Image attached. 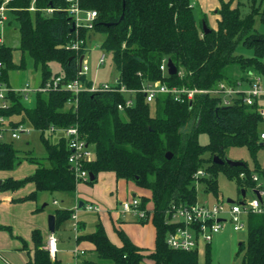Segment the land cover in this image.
Returning <instances> with one entry per match:
<instances>
[{
	"label": "trees",
	"instance_id": "16d2710c",
	"mask_svg": "<svg viewBox=\"0 0 264 264\" xmlns=\"http://www.w3.org/2000/svg\"><path fill=\"white\" fill-rule=\"evenodd\" d=\"M3 2L0 0V6ZM31 2L5 3V13L17 22L19 32L18 45L12 47L1 41L0 29V81L7 85L10 70L25 68L27 53L40 69V85L61 76L63 81L78 78L90 86V79L78 76L79 58L85 52L90 30L103 35L100 47L111 53L118 81L127 88L140 89L155 80L168 86L210 88L220 81L235 84L249 72L264 76V32L254 28L256 15L264 23V0H251L247 14L241 13L240 1L232 6L233 0H219L216 28L208 26L204 14L201 18L195 16L191 0H78L82 9L95 10L97 14L91 29H79L84 43L78 50L66 47L76 34L66 10L68 2L35 0V10H29ZM238 45L252 49V55L237 53ZM14 48L21 52L18 63L13 60ZM164 59L174 63L175 74L160 70ZM52 61L59 64L58 71L51 70ZM72 97L66 90L37 91L31 94L30 105L20 93H7L9 106L0 109V116L12 127L27 122L39 130L46 154L43 161L29 156L36 165L33 173L23 178H4L0 191H16L32 183L30 193L15 199L20 202L35 199L39 192L74 193L79 180L69 168L67 139L62 135L52 141L51 136L59 129L75 126L94 152L93 158L83 164L94 179L85 181L92 184L100 172L110 171L117 178L148 189L151 197H141L140 207L147 208V203H152L151 222L156 230L154 248L147 252L120 229L117 233L121 245L114 244L102 223L97 222L92 232L76 238L94 245L96 259H87L84 264H140L145 257L151 264H200L197 250H180L166 244L168 233L179 226L167 222V211L172 205L196 203L197 182L205 192L217 197L220 172L236 181L241 195L242 190L246 193L256 186L253 173L264 181V161L261 163L258 156L260 151L264 153V144L259 140L262 122L254 107L237 99L231 105H219L216 98L207 95L177 102L163 94L147 102L142 92H136L133 104L119 109L118 104L127 98L125 94L86 90L79 92L76 105L67 106ZM200 134H206V143L199 141ZM231 147L246 148L252 166L242 159L238 160L243 165L238 166L213 161L214 156L224 159ZM19 163L12 141L0 140V171L12 170ZM198 170L203 175L195 179ZM242 172L244 178L239 177ZM72 213L66 208L55 209V230ZM246 223V240L238 244L236 256H241L240 264H264V212H250ZM31 239L34 250L30 264H61L51 258L39 229L32 230ZM210 248L211 243L206 244L202 264H211Z\"/></svg>",
	"mask_w": 264,
	"mask_h": 264
},
{
	"label": "built area",
	"instance_id": "2783aa9c",
	"mask_svg": "<svg viewBox=\"0 0 264 264\" xmlns=\"http://www.w3.org/2000/svg\"><path fill=\"white\" fill-rule=\"evenodd\" d=\"M4 0L0 6V26L6 18ZM34 1L32 0L29 10H35ZM68 7L66 8L68 14L73 20L74 30H76L75 37L67 43V48L78 50L84 43L80 38L78 31L81 27L91 29L93 27V20L96 17L95 10H84L79 6L78 0H66ZM47 12H52V8H47ZM105 60V54H102L97 61V65H102ZM1 66V64H0ZM160 70L163 73H168L167 60H162ZM89 71V66L85 63H80L78 76H86ZM48 90H66L73 96L68 99L67 106L76 105L77 95L81 91L89 92H119L126 95V100L122 104H118L119 109L131 106L133 104V95L136 92H142L147 102L153 101L158 95H170L177 102L192 101L197 95H207L218 100L219 105H231L236 99L240 100L246 106H253L255 111L261 118L262 127L259 132V140L264 144V76L249 72L244 79L237 80L235 84L227 81H220L214 87H187V86H168L165 82L155 80L145 84L140 89L127 88L125 85L120 84L116 77L114 83H94L91 81L90 86H85L78 78L71 81H63L61 76L47 81L44 85L30 87L28 84L25 86L12 88L5 82L0 81V109H6L9 102L6 95L10 91L18 92L22 95L25 102H29L31 94L37 91L43 92ZM52 129V128H51ZM30 128L25 124H18L17 126L8 125L5 118L0 116V140H5L7 133L10 138H18L20 133L29 132ZM57 131L63 133L67 139L70 153L68 156V164L71 171L77 180H88L89 172L83 168L86 161H90L94 152L88 143L79 135L78 129L75 126L62 128ZM264 172V167H263ZM203 175L202 170H198L195 174V179ZM244 178L245 174L242 172L239 175ZM252 180L256 183L252 192V197L246 199V194L241 197L238 202H224L216 201L212 204L194 203L191 205H172L167 211L168 220L170 223H177L179 226L175 231L168 233L166 237V244L169 247L180 250H198L200 246H205L211 243L213 237L222 231L229 222L234 231L246 229L247 215L250 212L263 213L264 212V181L257 173L251 175ZM121 209L131 211L139 220L151 219V212L147 208L140 207V200L136 197H131L121 202ZM87 210H98L94 205H87ZM73 219V227L77 231L76 213L71 215ZM45 248L51 255L56 251V237L50 233L47 237ZM74 254L83 253L82 250L75 249Z\"/></svg>",
	"mask_w": 264,
	"mask_h": 264
},
{
	"label": "rangeland",
	"instance_id": "374dc122",
	"mask_svg": "<svg viewBox=\"0 0 264 264\" xmlns=\"http://www.w3.org/2000/svg\"><path fill=\"white\" fill-rule=\"evenodd\" d=\"M226 1V0H224ZM241 3L240 10L242 14L249 13L251 9V0H238ZM219 4V0H217ZM237 2V1H236ZM216 10L210 9L205 12L201 11V8L197 5L194 8L195 16L197 18H201V15L204 14L206 16L207 24L209 27H216V22L214 17L216 16ZM8 21L4 22L1 26V36L6 44L11 45L12 47H16L15 45L19 40V32H18V24L16 21L12 20V18L7 14ZM214 23V24H213ZM254 28L259 32H264V23L260 21L259 15L255 16ZM103 39V35L101 33L94 32L90 30L88 32V36L86 39V47L85 52L83 54L82 63H85L89 66V71L86 73V77L89 78L94 83H114L115 79L118 75V72L114 66L112 61L111 53L103 50L100 47V43ZM237 53H241L245 56L252 55V49L245 48L241 45L237 46ZM102 54H105V60L102 65H97V61ZM21 52L19 49H13V60L15 63L20 62ZM25 68L24 69H13L8 72V78L11 85L16 87L25 86L28 84L30 87H36L39 85L41 77H40V69L39 67L34 66V61L29 54H25ZM50 68L53 72L59 70V64L55 61L49 63ZM15 87V88H16ZM28 104H32V100L28 102ZM67 108V106L65 107ZM14 119H18V117H14ZM25 126L29 127V132L20 133L18 138H10L9 134L6 135V140L12 141L14 147L18 150V155L20 158V163L17 164L12 170L9 171H0V175L2 176H13L14 178H23L31 173H33L36 165L31 162L28 157L33 156L43 161V157L45 156V147L40 139V131L34 129L29 123H25ZM63 133L60 131H55L52 134L51 140L56 141ZM199 141L201 143L207 142L206 134H200ZM91 147V146H90ZM259 161L263 163L264 153L263 151L259 152ZM226 157L233 160L242 159L246 161L249 166H252V159L244 147H231L226 150ZM46 163V162H45ZM100 180L98 178L97 181L92 184L87 183L84 180H81L77 183L76 190H85L92 189L94 194H100L99 188ZM28 184V183H27ZM24 185L20 188V194L27 193L29 191V185ZM197 192V202L208 204H212L216 201H224L227 199L233 200V202H238L241 199V194H239L238 186L236 181L233 178L228 177L226 174L220 172L217 175V189L218 195L217 197L211 193H207L203 190L202 184H196ZM83 192V191H82ZM49 193V192H48ZM46 193V194H48ZM252 197V192L250 189H247L246 199ZM52 197H48L44 202L47 203V206H44L45 210L53 208L54 206L51 203ZM43 201H40L39 197L36 201H32L28 203V205L33 206L37 205L38 207H42L44 204ZM27 206V205H25ZM25 208V207H24ZM78 218L84 222V230L85 232L90 231L95 223L99 220L102 223H109L110 218L108 212H96V211H86L84 208H77ZM148 224H153L151 219H149ZM146 223V222H144ZM104 226V225H103ZM114 228L116 236L120 239L117 233V226ZM4 228V227H0ZM9 227L4 228L7 233H9ZM59 229V228H58ZM58 233L62 235L64 246L72 247L74 245L72 241V231H71V222L70 220L65 221L64 227L57 230ZM126 234V232L124 231ZM10 234V233H9ZM127 235V234H126ZM247 230L242 229L239 231H234L232 229V225L229 222H226V225L222 231L216 234L211 242L210 248V261L211 264H240L241 256H236V251L238 248V244L242 241L246 240ZM73 243V244H72ZM3 254V253H2ZM96 259V257H95ZM205 259V249L200 246L198 249V260L199 263L202 264Z\"/></svg>",
	"mask_w": 264,
	"mask_h": 264
},
{
	"label": "crops",
	"instance_id": "0c3cea01",
	"mask_svg": "<svg viewBox=\"0 0 264 264\" xmlns=\"http://www.w3.org/2000/svg\"><path fill=\"white\" fill-rule=\"evenodd\" d=\"M236 1L238 0H233L232 6H235ZM191 2L194 8L198 5L202 12L210 9L216 10L214 19L217 26V20L219 19V15L217 14L219 4L217 0H191ZM5 15L6 18L3 23L8 21L7 13H5ZM1 41L4 42L2 36ZM17 45L18 43L15 46ZM8 85L12 88L16 87L11 85L9 78ZM6 177L8 176L0 175V180L2 181ZM98 178L100 180V194H94L92 189L76 190L74 193L39 192L35 199L20 202L15 201V199L30 193L34 188L32 183L27 184H30L27 193L20 194V189L16 191H0V227H11L8 229L10 234L3 230L4 228H0V264H30L29 260L34 250L31 232L33 229H39L43 235L45 245L47 237L51 233L47 227V216L53 214L54 210L57 208L73 210V212L76 213L78 227L75 232L73 219H68L71 222L72 241L74 243L72 247H65L62 235L57 232V230L64 227L65 222L60 225L59 229L54 230L53 234L56 237V251L54 255L50 254L51 258L60 260L61 264H84V261L87 259H95L96 255L93 251L94 245L87 240H76L79 234L92 232L97 222L102 223V221L99 220L90 231H83L85 228L84 222L78 218V210L75 209V206L77 208H84L86 211H95L85 208L89 204L98 207L97 213L108 212L110 222L107 224L104 222L102 225H104L103 227L107 236L114 244L118 246L121 245V240L116 236L114 231V228H116L115 226H117V229L126 232L129 239L135 245L146 249L147 252L152 251L156 236L154 225L151 223L148 224L147 221L149 219L146 223H141L137 216L131 211L124 212L120 205L123 200L131 197H136L139 200L141 197L150 198L151 192L148 189L137 186L133 181L117 178L115 174L110 171L100 172L97 175L96 181ZM245 194L246 193H244V195ZM50 196L52 197L51 203L54 207L46 211L44 206H47V203L44 201ZM38 197L40 201L44 202L42 207L28 205V203L36 201ZM146 207L147 210L150 211L152 203L149 201ZM22 239L25 240L24 246L22 244ZM203 248L205 249L206 245ZM75 249L82 250L83 253L74 254L73 251ZM151 263L148 257H145L140 262V264Z\"/></svg>",
	"mask_w": 264,
	"mask_h": 264
},
{
	"label": "water",
	"instance_id": "95a60500",
	"mask_svg": "<svg viewBox=\"0 0 264 264\" xmlns=\"http://www.w3.org/2000/svg\"><path fill=\"white\" fill-rule=\"evenodd\" d=\"M203 28H206V26L203 24ZM74 29V25L72 26V30ZM207 31V30H206ZM82 59H83V55L80 56L79 58V63L82 62ZM167 67H168V73L169 74H175L176 71H177V68L176 66L174 65V63L171 61V59H168L167 60ZM166 157L167 158H170L171 157V153L170 152H167L166 153ZM213 161L216 162V163H219V164H222V163H226L230 166H238V165H243V162L242 161H239V160H233V159H229L227 157H225L224 159H221L219 158L218 156H214L213 157ZM89 179L90 180H93L94 179V176L92 173H89ZM0 183H1V180H0ZM244 190H242V196H244ZM227 202H233V200L231 199H227L226 200ZM47 227H48V230L53 233L54 230H55V218H54V215L53 214H49L47 216Z\"/></svg>",
	"mask_w": 264,
	"mask_h": 264
}]
</instances>
